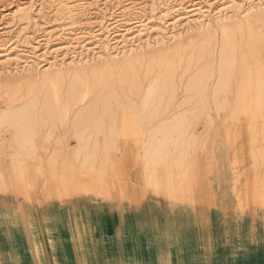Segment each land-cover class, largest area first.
Instances as JSON below:
<instances>
[{
    "label": "rangeland",
    "instance_id": "374dc122",
    "mask_svg": "<svg viewBox=\"0 0 264 264\" xmlns=\"http://www.w3.org/2000/svg\"><path fill=\"white\" fill-rule=\"evenodd\" d=\"M83 1L88 5L107 0ZM130 1L115 0L110 6L108 16L113 12L110 18H115L108 20L109 26L106 24L107 30L112 29L107 39L106 30H99L101 16L96 5L67 18L57 14L54 0H0V84L35 78L32 67L45 69L52 62L59 66L62 59L63 69L85 64L105 66L99 65L102 63L98 55H113L115 42L122 39L123 29L129 26L128 20L138 21L139 17H148L149 23L140 43L149 39L151 50L168 48L166 44H155V40L187 26L185 7L198 4L206 8L211 4L215 8L225 3L147 0L142 13L121 17V10ZM20 8H26L29 18H13ZM208 8L212 10L209 5ZM197 15L198 20L207 21V17ZM255 24L264 33V18ZM98 32L101 35L95 38ZM137 34L135 28L128 37ZM195 35L191 30L169 42L189 43ZM63 45L68 46L65 49ZM91 79H84L87 89L94 85ZM178 93V101L170 106L168 116L188 106L184 94ZM92 97L89 94L88 98ZM226 100L227 110L233 98L227 96ZM19 101L5 104L18 105ZM81 104L78 102L76 107ZM109 106L117 112L114 100ZM138 109L141 113V106ZM211 114V129H205L203 122L193 129L196 137L205 140L196 152L195 162L182 168L165 165L163 175L152 183L142 147L153 128L146 129L143 137L132 133L113 136L118 158L104 163L100 172L88 174L89 185L81 190L58 191L60 186L54 177L40 172L48 155L77 146L76 138L67 135L65 128H57L49 141L44 138L39 143L37 159L30 162L15 154L13 148L0 149V251L6 254L7 264H56V246L61 241L67 246L60 254L64 263L115 264L120 260L122 264H264V109L228 126L226 132L222 119L214 111ZM62 129L66 132L62 133ZM154 136L161 138L160 133ZM6 139V134L1 133L0 142ZM94 141L97 145L103 143L101 136ZM29 148L23 146L25 150ZM15 164L24 166L22 177L15 176Z\"/></svg>",
    "mask_w": 264,
    "mask_h": 264
},
{
    "label": "bare ground",
    "instance_id": "6f19581e",
    "mask_svg": "<svg viewBox=\"0 0 264 264\" xmlns=\"http://www.w3.org/2000/svg\"><path fill=\"white\" fill-rule=\"evenodd\" d=\"M54 1L57 14L67 18L96 5L101 16L99 30H106L105 37L108 39L112 29L107 30L106 24L109 19L115 18H110L113 12L108 16L115 0L101 4L90 2L88 5L83 0ZM138 1L131 0L125 4L121 17L145 11L147 0ZM158 1L154 0V3ZM223 1L225 3L222 4L219 1L218 6L221 7L215 8L207 2L212 10L197 3L185 7L187 26L180 32L171 30L170 36L163 34L155 40V44H166L168 48L151 50L153 45L149 39L144 44L140 43V37L149 23L146 22L148 17L144 20L139 17L138 21L128 20L129 26L123 29L124 33L120 32L122 39L115 42L113 55L109 52L106 56L98 55L102 63L99 65L105 66L85 64L63 69L60 68L65 66L62 59L59 66L57 62H52L45 69L38 65L32 67L37 76L35 78H18L0 84V134L7 136L0 142V149L13 148L15 154L30 162L37 159L39 143L44 138L49 141L57 128H65L67 135L76 138L77 146L64 148L60 154L51 153L47 163L40 164L41 174L54 177L60 186L58 191L87 189L88 174L100 172L104 163L112 162L119 156L113 136L132 133L143 137L148 128L154 131L143 139L142 154L151 183L163 175L165 165L182 168L185 164H192L197 150L205 143L204 138L195 136L193 129L201 122L205 129H211L214 126L211 111L222 119L221 126L226 132L228 126H235L243 117H253L260 108L264 109V33L255 24L258 19L264 18V0ZM16 13L13 18H29L26 8H20ZM197 14L207 17V21L198 20ZM229 19L231 22L227 21ZM135 28L137 36L128 37V33ZM191 30L196 32L191 42L170 45L169 40L182 37ZM99 35L101 33L95 38ZM138 51H141L139 56L134 58ZM52 66L56 69L51 70ZM86 77L92 78L94 85L90 89L85 86ZM178 92L184 94L188 106L183 112L168 116L170 106L178 101ZM89 94L93 97L88 98ZM227 96L233 98V102L226 110ZM13 100H20L19 104H5V101ZM111 100H114L117 112L110 108ZM80 101L82 104L76 107ZM63 129L62 133L66 132ZM155 133H160L161 138L157 140ZM96 136L102 137V145L95 143ZM25 145L30 148L23 149ZM24 170V166L14 165L16 177H22ZM56 249V264H74L72 261L64 263L60 255L67 250L64 241L57 242ZM0 264H7V256L1 251ZM115 264L122 263L116 260ZM146 264L152 263L149 261Z\"/></svg>",
    "mask_w": 264,
    "mask_h": 264
}]
</instances>
